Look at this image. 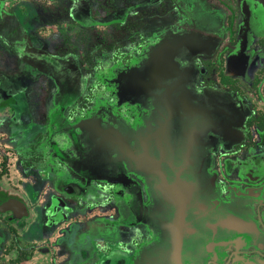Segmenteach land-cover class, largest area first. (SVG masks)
<instances>
[{"label":"flooded vegetation","instance_id":"1","mask_svg":"<svg viewBox=\"0 0 264 264\" xmlns=\"http://www.w3.org/2000/svg\"><path fill=\"white\" fill-rule=\"evenodd\" d=\"M8 1L0 264H264V0Z\"/></svg>","mask_w":264,"mask_h":264},{"label":"rangeland","instance_id":"2","mask_svg":"<svg viewBox=\"0 0 264 264\" xmlns=\"http://www.w3.org/2000/svg\"><path fill=\"white\" fill-rule=\"evenodd\" d=\"M9 1L14 3L15 1H18V0H9ZM3 63H5L6 65L9 63L8 59H7V56L5 54H1L0 55V69L4 70L6 72L10 67L8 65L4 66ZM2 78H4V80L2 81V83L4 85V88L6 89L7 93L11 94L12 97L14 98V101H15V104H16V105H14L15 108L16 109L19 108V111H21L24 108L23 107V100H24L25 96L19 92V88H21L23 86L21 85L20 82H17V79L14 76H12L11 79H9V78L5 79V77H2ZM16 112H18V111L16 110ZM12 155L13 154H11V156Z\"/></svg>","mask_w":264,"mask_h":264}]
</instances>
